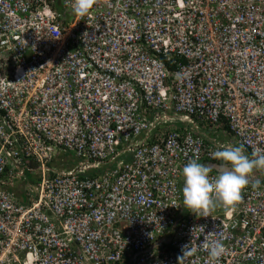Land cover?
<instances>
[{"label": "built area", "instance_id": "1", "mask_svg": "<svg viewBox=\"0 0 264 264\" xmlns=\"http://www.w3.org/2000/svg\"><path fill=\"white\" fill-rule=\"evenodd\" d=\"M188 123L264 150V0H0V264H264V175L183 207Z\"/></svg>", "mask_w": 264, "mask_h": 264}, {"label": "clouds", "instance_id": "2", "mask_svg": "<svg viewBox=\"0 0 264 264\" xmlns=\"http://www.w3.org/2000/svg\"><path fill=\"white\" fill-rule=\"evenodd\" d=\"M96 0H73L74 13L85 16L92 9ZM212 159L221 162L217 175L212 176L213 165L200 163L191 159L182 167L183 186L181 189L182 203L192 213L201 211L204 217L214 210L218 204L234 206L242 199V190L250 184V176L254 170L264 169V150L256 149L250 155L245 146L220 145L212 153ZM227 165V167H224ZM256 180L252 187L258 188ZM204 233V226H200ZM208 257L213 264L218 262L226 252V245L220 239L205 244ZM185 247L183 248V252ZM196 249L188 251V255Z\"/></svg>", "mask_w": 264, "mask_h": 264}, {"label": "crops", "instance_id": "3", "mask_svg": "<svg viewBox=\"0 0 264 264\" xmlns=\"http://www.w3.org/2000/svg\"><path fill=\"white\" fill-rule=\"evenodd\" d=\"M179 122H176V125H178ZM182 126H185L182 124ZM190 129H192L195 133H198L199 135H201L205 140L207 141H212V142H216L222 145H234V141L232 136L229 134L228 130L225 128H220L218 130H213V129H209L206 128L205 126H203L202 124H196V126L191 125V124H186L185 127H189ZM203 164H208L207 162H203ZM260 172V171H259ZM264 173L261 172V176H263ZM253 175L250 176V180H253ZM21 184H23L24 182H20ZM26 184V182H25ZM24 184V187H25ZM19 194V192H18ZM20 195V194H19ZM18 195V199L21 198L22 196Z\"/></svg>", "mask_w": 264, "mask_h": 264}, {"label": "rangeland", "instance_id": "4", "mask_svg": "<svg viewBox=\"0 0 264 264\" xmlns=\"http://www.w3.org/2000/svg\"><path fill=\"white\" fill-rule=\"evenodd\" d=\"M58 8L60 9V7L58 6ZM59 158L61 159H63V160H68L67 161V163H75V162H73L71 159L73 158V155L71 154V153H67V152H63V153H61V155H59ZM260 171V172H259ZM261 172L262 173H264V169H257V170H254L253 171V173H252V175H253V177H254V179H259V178H261L262 176H261ZM25 180H26V184H25V189L24 190H22V199L21 198H19L18 200L21 202V203H23V204H26V196H25V192L27 191V192H29L30 191V187H29V185H36V183H37V181L38 180H35V177H33V176H26L25 178H24Z\"/></svg>", "mask_w": 264, "mask_h": 264}, {"label": "water", "instance_id": "5", "mask_svg": "<svg viewBox=\"0 0 264 264\" xmlns=\"http://www.w3.org/2000/svg\"><path fill=\"white\" fill-rule=\"evenodd\" d=\"M208 164L213 165L214 166L213 171H216V172H217V168L221 166V163H218V162H210ZM224 167H227V165H224Z\"/></svg>", "mask_w": 264, "mask_h": 264}, {"label": "trees", "instance_id": "6", "mask_svg": "<svg viewBox=\"0 0 264 264\" xmlns=\"http://www.w3.org/2000/svg\"><path fill=\"white\" fill-rule=\"evenodd\" d=\"M218 163H221V162L218 161Z\"/></svg>", "mask_w": 264, "mask_h": 264}]
</instances>
